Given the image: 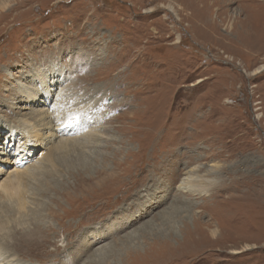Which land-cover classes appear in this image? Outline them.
Returning <instances> with one entry per match:
<instances>
[{
    "label": "rangeland",
    "instance_id": "rangeland-1",
    "mask_svg": "<svg viewBox=\"0 0 264 264\" xmlns=\"http://www.w3.org/2000/svg\"><path fill=\"white\" fill-rule=\"evenodd\" d=\"M62 76L98 135L37 141L0 193L1 255L264 264V0H0V156Z\"/></svg>",
    "mask_w": 264,
    "mask_h": 264
},
{
    "label": "bare ground",
    "instance_id": "bare-ground-1",
    "mask_svg": "<svg viewBox=\"0 0 264 264\" xmlns=\"http://www.w3.org/2000/svg\"><path fill=\"white\" fill-rule=\"evenodd\" d=\"M63 80V76L62 78H57L56 81L48 80L47 77L40 78L39 86L42 88V90L38 92L43 94L44 97L55 96L53 104H50L47 107L45 106L46 109L44 111H38V113L42 112L43 114L39 116V119L36 121V123L31 122L30 120L29 122L19 120L18 124L14 126L13 129H10V133L8 135H17L19 138L16 142V147L13 152H11V145L13 144L12 139H10V142L4 144L2 148V156H0V174L5 176L2 179L0 178V193L3 190L8 195H10V197L16 193L15 187L18 183V179L22 175V172L26 168L33 166L37 161V159H34L38 146L37 141H41L43 138L47 139L48 141L57 139L58 141L56 142V145H64L67 142L76 139L77 137L75 134L81 135L83 133H89L92 136L98 135L95 131H93L92 128H87L88 125H85L86 127L81 125V122L83 121L80 119H82L81 117L85 116L84 111H87L85 108L81 110L78 108L67 110L69 108V101L67 99L69 98L67 94L64 93V88H60V90L57 92L53 91L52 94L51 91L55 86V82H59L61 84V82L63 83ZM9 153H11V155ZM22 164L24 165L21 166ZM6 166H9V168ZM187 181L188 177L181 181V183L183 185L184 183L187 185ZM132 234L133 232L128 233L129 236ZM100 247L96 248L95 252L99 253L101 251ZM100 253L95 258H99ZM10 260L11 259L8 258V255L3 256L0 254V264H17L11 263Z\"/></svg>",
    "mask_w": 264,
    "mask_h": 264
}]
</instances>
